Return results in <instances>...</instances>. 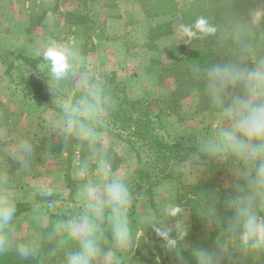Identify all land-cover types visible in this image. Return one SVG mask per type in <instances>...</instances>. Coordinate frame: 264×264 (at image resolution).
<instances>
[{
  "label": "trees",
  "instance_id": "obj_1",
  "mask_svg": "<svg viewBox=\"0 0 264 264\" xmlns=\"http://www.w3.org/2000/svg\"><path fill=\"white\" fill-rule=\"evenodd\" d=\"M141 5H145L143 12L148 19L170 16L187 25L203 16L215 28L213 34L191 40L187 46L170 44L166 48L170 64L165 71L176 83L165 101L167 111L179 114L181 102L192 94L197 96L198 111L211 114L233 110L247 100L252 86L253 56L263 49L264 0H191L182 7L170 0H145ZM174 27L168 18L152 26L148 32V45L171 35ZM0 55L6 67L5 74L11 79L13 67L7 63V58L19 62L20 83L15 85L25 99L36 98L62 113L75 126L78 121L87 123L92 130L127 144L141 166L129 187L131 202L128 210L139 198L152 197L154 188L162 180L173 179L181 184L180 166L184 163L208 165L210 169L237 164H232L229 159L219 163L217 158L172 135L148 101L128 98L115 73L100 74L73 66L63 79L57 80L51 77L41 57L17 50ZM216 69L223 71L216 72ZM260 70L264 73V64ZM108 90H111L110 99L115 101V107L103 100ZM56 101L62 103V108L56 106ZM41 143L46 144L50 155H69L76 151L81 161H101L110 172H115L121 165V159L112 149L102 155L99 143L83 138L68 136L62 144L44 138ZM242 165L259 171L264 169V158L249 159ZM68 179L66 177V181ZM181 185L185 192L178 193V203L185 201L191 221L185 236L187 246L177 257L163 264H264V245L253 237L247 242L241 239L245 231L242 213L248 210L253 214L255 211L247 209V204L263 199V194H258L261 188L255 178L243 177L231 187H223L218 174L212 173L194 184ZM5 204L14 205L11 220L28 210L25 204L14 199L0 203V206ZM47 210L51 227L42 230L40 247L28 249L23 257L2 252L0 264H56L59 259L65 260L68 255L79 252L82 241H76L71 252L59 246L53 225L68 220L83 223L87 219L97 231L105 232L111 242L116 241L112 209L108 204L99 213L78 209L62 214L54 205ZM203 225H207L208 230H203ZM230 236L235 238L234 241H230ZM26 240H18L16 250L19 251Z\"/></svg>",
  "mask_w": 264,
  "mask_h": 264
},
{
  "label": "rangeland",
  "instance_id": "obj_2",
  "mask_svg": "<svg viewBox=\"0 0 264 264\" xmlns=\"http://www.w3.org/2000/svg\"><path fill=\"white\" fill-rule=\"evenodd\" d=\"M144 1L47 0L52 11L50 21L55 20L51 21L47 32L44 30L48 37L43 42L39 37L38 42H35L33 46L25 44L24 48L18 47L20 40L15 38L12 40L14 44L12 46L8 42L7 38L10 35L5 25L12 24L10 21L14 18L8 21L2 20L0 22V25H3L0 28L2 38L0 39L2 40L0 54L17 50L32 57L43 58L42 53L52 42L67 45L71 50L75 47L81 54H85L84 52H92V49L95 51V41L106 35L110 36L107 37L110 40L116 36H122L128 47H132L133 44L140 45L134 49V51L138 49L135 51L136 58L133 57L134 65L129 62V65L123 67L122 70L118 69L120 65L117 64L109 70L96 69L100 62L90 61L89 57V59H83L72 65L100 74L115 73L117 82L125 89L128 98L133 101L140 99L148 101L153 112L159 115L172 135L182 138L184 143L197 148L200 152L217 158L219 163L227 162L228 159L232 164L237 163L234 166H223L216 169H210L208 165L184 163L180 166V172L183 175L180 179L181 184H194L209 177L212 173L218 174L223 187H231L243 177L255 178L261 188L258 194L262 193L263 199L261 198L259 202L253 200L247 204V209L255 211L253 214H250L248 210L242 213L244 219L242 224L245 231L241 239L247 242L253 237L264 245V169L254 171L242 165L249 159L264 158V138H249L237 127L245 106H264V73L260 70V66L264 64V43L261 45L263 46L262 51L253 56L252 86L247 100L241 106L227 112L213 114L202 112L198 111L197 96L192 94L181 102L179 114H175L167 111L165 107L166 99L176 86L174 79L168 77L165 71L170 64L165 51L168 46L161 48L158 40L154 45H148V32L152 26L168 18L175 26L174 32L167 36L171 37V44L187 46L191 40L184 36L180 27L183 25L180 19L176 21V18L170 16L148 19L143 12L145 5H141ZM170 1L178 4L179 7L191 2V0ZM42 2L43 0H19L12 9L15 13L19 12V15L30 18L33 25L40 21L41 13L31 12L30 7L39 8ZM145 20L155 24L148 25L147 32L145 31L147 33L146 43L142 44L146 37L145 27H140L139 24ZM29 50L39 52L41 55L29 53ZM72 52V61H74ZM117 60H122V57ZM7 63H11L13 67L12 79L5 74L6 67L0 58V75L3 72L2 76L5 78L4 85L0 84V203L14 199L25 204L28 210L7 224L0 225V253L10 252L23 257L28 249L35 250L40 247L43 238L42 230L51 227L50 213L47 210L49 206H56L62 214L78 209L96 212L97 207L93 206L92 200L86 202L89 203L88 206H84L85 203L81 205L77 198L85 200L92 196L93 201H106L105 186L113 180H122L129 188L136 179V172L141 166L138 165L134 153L125 142L104 132L94 131L87 123L81 121H78V125L75 126L73 121L62 113L50 109L36 98L25 99L15 85V83H20L18 78L20 69L17 68L19 62L9 57ZM136 63L141 66L144 63L148 73L149 79L144 80L142 69V86H139ZM160 84L163 86H161V91L158 89ZM110 91L104 93L103 100L109 106L115 107V101L110 99L112 98ZM55 104L62 108V103L59 101ZM68 136L99 143L102 147V155L107 149H112L121 159L120 167L115 172H110L101 161L92 159L81 161L76 151L69 155H50L44 146L45 143H41L44 138H52L53 142L62 144L67 141ZM228 147L231 148L227 149ZM233 147L235 150L228 151ZM105 169L108 170L107 175H105ZM66 177H69L67 181ZM171 181H173V186H168L171 189L168 190L171 195L178 196L179 192L184 191L182 185L176 180ZM76 192H78L77 195ZM105 204L98 207L102 210L107 206V203ZM178 205L182 208L180 218L184 214L188 216L187 220L178 222L179 227L182 225L186 227L188 224L191 226L190 212L185 201L183 200ZM53 228L57 233L60 248L73 251L74 243L70 238H74L73 235L71 236L72 230L62 227V222L55 223ZM202 229L208 230L207 225H203ZM252 231L253 233H250ZM23 239L28 240L19 251L16 250V242ZM234 239L230 236V241ZM56 264H66V259L61 258Z\"/></svg>",
  "mask_w": 264,
  "mask_h": 264
},
{
  "label": "crops",
  "instance_id": "obj_3",
  "mask_svg": "<svg viewBox=\"0 0 264 264\" xmlns=\"http://www.w3.org/2000/svg\"><path fill=\"white\" fill-rule=\"evenodd\" d=\"M19 2V0H0V22L2 20H14L10 21L12 24H6V30H8V34L10 35L7 39H9V43L14 46L12 40L18 38L20 42L17 44L19 48H24V45L27 44L29 46H33L35 42H38V38H42V42L48 37L46 32L48 31L49 27L51 26L50 16H52V11L50 10L51 7L48 6L47 0H43L42 5L39 8H35L34 6L30 7L31 12H39L40 14V21L38 23H33L24 15H19L15 13L12 9L13 5ZM11 9V10H10ZM69 11V10H66ZM25 13V12H22ZM20 13V14H22ZM21 21H24L21 23ZM158 23V21H155ZM154 22L143 21L140 23V27L144 26V41L142 44L146 43L147 38V27L148 25ZM74 25L71 23V27ZM3 25H0V28ZM146 31V32H145ZM20 36V37H19ZM110 36H104L101 39H97L95 41V51L92 49V52H88L85 54H81L75 47L71 50L74 53V61L72 63H78L83 59H89L93 62H100L99 66L96 69L99 70H109L112 69L113 65H120L122 70L123 67L129 65L130 63H134L135 60L133 57L136 58L135 48L140 47V45L133 44L132 47H128L125 43L126 40L122 36H116L112 40L107 39ZM0 39L1 35H0ZM48 39V38H47ZM2 40H0L1 42ZM171 37H165L158 40V44L161 48H166L171 44ZM162 45V46H161ZM23 46V47H22ZM29 53L36 54L39 52H33L29 50ZM89 57V58H88ZM122 60H117V58H121ZM126 60V62H125ZM128 63V64H127ZM123 64V66H121ZM116 65V66H117ZM131 65V64H130ZM134 65V64H133ZM137 66L136 73L138 76L139 86H142V77L144 80L149 79L147 77V72L145 70V65L141 66L139 63L135 64ZM95 67V66H94ZM142 69H143V76H142ZM120 70V71H121ZM3 72L0 75V84L4 85L5 78L2 76ZM142 76V77H141ZM162 85L160 84L158 89L161 91ZM143 95V94H141ZM231 147H228L229 149ZM235 150L233 147L228 151ZM123 159V158H122ZM124 165V163H123ZM122 165V166H123ZM168 186H173V181L165 180L160 182V184L153 190L152 197H141L139 198L134 205V208L127 210V218L129 223V231H130V239L126 245H121L117 241L111 242L108 238V235L105 232L97 231L94 226L92 225L93 231L91 233H86L83 231V223L78 222L75 220H68L62 222V227L69 228L72 230L73 237V247L76 241H82L86 236H90L98 249L97 256L93 260L92 264H163V262H168L169 260L174 259L177 257L187 246L185 241V236L190 228L189 224L185 226L179 227L178 222L180 220H187V214L180 218L178 215L177 217H168L165 214V209L169 206L178 205L177 196L171 195V192ZM169 189V190H168ZM78 192H76V195ZM75 195V194H74ZM89 200H92L93 206H102L106 205V201H93V197H88L85 200L78 199L81 205L85 203L84 206H88ZM113 219V216H112ZM157 222L159 225L167 226L171 229L170 238L176 241L174 246H169L167 241L163 240L159 236L156 235L155 231L153 230L152 223ZM49 224V223H48ZM45 227V226H44ZM182 228V230H180ZM184 233V235H181ZM67 248V247H66ZM71 252L70 250H67ZM74 251V250H73Z\"/></svg>",
  "mask_w": 264,
  "mask_h": 264
},
{
  "label": "clouds",
  "instance_id": "obj_4",
  "mask_svg": "<svg viewBox=\"0 0 264 264\" xmlns=\"http://www.w3.org/2000/svg\"><path fill=\"white\" fill-rule=\"evenodd\" d=\"M181 30L189 40L202 39L215 32V28L209 20L203 16L198 17L194 23L181 25ZM38 55H41L38 53ZM43 60L50 71L51 77L60 80L63 79L72 70V54L67 45L50 43L42 53ZM216 72L223 70L216 69ZM239 131L249 138H264V106L248 107L245 106L241 119L237 125ZM108 170L105 169V175ZM91 191V190H89ZM106 203L111 206L113 214V236L115 240L126 245L130 239L129 223L127 210L130 206L131 198L129 188L122 180H113L105 186ZM99 213L101 209L96 208ZM182 212L179 205L169 206L165 209L168 217H177ZM14 213V205L5 204L0 206V225L7 224ZM156 235L167 241L169 246H174L176 241L170 238L171 229L167 226L159 225L156 221L152 223ZM83 231L91 233L93 231L90 222L83 221ZM184 235V233H181ZM97 246L90 236H86L81 243L80 251L69 255L66 258V264H92L97 256Z\"/></svg>",
  "mask_w": 264,
  "mask_h": 264
}]
</instances>
